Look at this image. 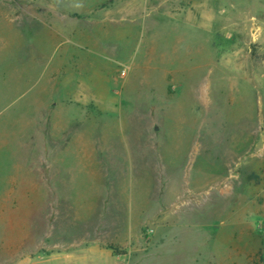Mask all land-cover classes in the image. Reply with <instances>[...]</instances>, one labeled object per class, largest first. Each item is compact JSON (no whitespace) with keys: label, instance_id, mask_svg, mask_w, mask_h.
<instances>
[{"label":"rangeland","instance_id":"obj_1","mask_svg":"<svg viewBox=\"0 0 264 264\" xmlns=\"http://www.w3.org/2000/svg\"><path fill=\"white\" fill-rule=\"evenodd\" d=\"M261 258L264 0H0V264Z\"/></svg>","mask_w":264,"mask_h":264},{"label":"crops","instance_id":"obj_2","mask_svg":"<svg viewBox=\"0 0 264 264\" xmlns=\"http://www.w3.org/2000/svg\"><path fill=\"white\" fill-rule=\"evenodd\" d=\"M146 150H149V149H132V150H123V152H119V154L123 155L121 156L118 160H119V163L121 164L122 168L123 169H127V172H125V177L127 178V180H129V183H128V186H130V188H132V179L138 177L140 178L141 177V174L139 172V170L141 168H145L143 167L144 165L146 164H149V162L152 160L153 161V158L150 159L149 157H145V155H148L149 156V153H146L145 151ZM84 153L85 155H89L88 158H84V159H79L81 162H82V165H85L87 164L88 162L89 163H92L95 159H92V155H97V151L94 150V149H84ZM135 170L136 173H131V171ZM140 176V177H139ZM131 184V185H130ZM129 188V190H130ZM129 193V191H128ZM129 208V207H127ZM126 208V209H127ZM137 209L135 206L134 208H132V210L130 211L129 209L128 210V217L129 218H134V216H137L138 215H135L136 212H137Z\"/></svg>","mask_w":264,"mask_h":264},{"label":"built area","instance_id":"obj_3","mask_svg":"<svg viewBox=\"0 0 264 264\" xmlns=\"http://www.w3.org/2000/svg\"><path fill=\"white\" fill-rule=\"evenodd\" d=\"M126 74V71L124 70L123 72H122V76H124Z\"/></svg>","mask_w":264,"mask_h":264},{"label":"trees","instance_id":"obj_4","mask_svg":"<svg viewBox=\"0 0 264 264\" xmlns=\"http://www.w3.org/2000/svg\"><path fill=\"white\" fill-rule=\"evenodd\" d=\"M261 261L263 262L264 261V258H261Z\"/></svg>","mask_w":264,"mask_h":264}]
</instances>
